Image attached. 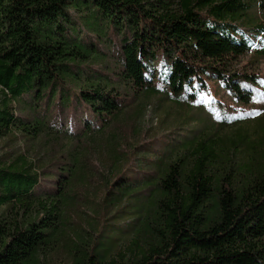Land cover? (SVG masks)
<instances>
[{"label": "trees", "instance_id": "1", "mask_svg": "<svg viewBox=\"0 0 264 264\" xmlns=\"http://www.w3.org/2000/svg\"><path fill=\"white\" fill-rule=\"evenodd\" d=\"M70 3L90 10L91 20L119 25L113 77L95 71L81 81L79 64L97 47L66 34L61 19ZM252 6L264 15V0H0V86L11 97L0 104V137L48 133L44 117H17L11 101L28 97L35 111L58 98L64 108L72 88V99L100 123L86 122L73 135L62 128L71 137L44 165L54 172L45 190L22 155L0 167V206L10 212L0 218V264H42L54 253L68 264H264L263 164H231L206 138L184 154L166 149L153 159L152 174L133 179L125 168L141 152L113 124L123 94L156 93V79L175 98L186 92L194 99V83L204 86L209 76L248 104L241 75L227 67L252 50L248 37L236 35ZM253 35L263 49L264 25ZM85 196H96L112 220L96 238L73 225L72 209ZM132 231L137 252L126 257L120 236Z\"/></svg>", "mask_w": 264, "mask_h": 264}, {"label": "rangeland", "instance_id": "2", "mask_svg": "<svg viewBox=\"0 0 264 264\" xmlns=\"http://www.w3.org/2000/svg\"><path fill=\"white\" fill-rule=\"evenodd\" d=\"M90 13V10H79L70 3L66 8V16L61 19L68 28L66 34L69 32L73 38L97 47L96 51L79 64L81 81L95 71L103 76L113 77L118 58L117 48L123 36L122 32H118L119 25L111 18L93 16L91 20ZM240 24L241 30L236 35L240 36L242 33L248 37L253 42L252 50L227 69L230 74L241 75L239 83L249 91L250 102H240L226 90L220 80L209 76L203 77L204 86L194 83V99L186 92L175 98L165 84L157 79L154 80V85L158 88L156 93L123 94L124 108L113 119V124L120 127V134L125 138L122 141H133L141 152L140 160L134 158L135 154L130 156L125 168L130 173L129 177L139 180L152 174L150 165L153 159L161 156L166 149H172V155L184 154L190 148V143L206 138L215 142L216 152H223L224 158L231 164L251 162L264 166V48H260L263 43L260 37L253 35L259 25H264V15L256 6H252L241 17ZM163 63V58L159 56L156 71H162ZM245 76H250L251 79H246ZM73 92L72 88L71 93ZM71 93V100L66 102L68 105H64V108L58 98L50 102H39V108L35 111L32 110L28 97L11 101L15 116L30 120L42 116L47 120L49 130L33 140L19 134L14 135V138L11 135L0 137V167L7 166L22 155L26 163L31 165V170H36L40 175L38 188H49L50 176L54 172L51 167L45 168L44 165L52 161L51 157L55 160L62 147L68 146L67 136L71 137L68 134L77 133L86 122H90L94 128L100 125L92 109L84 102L72 99ZM6 98L11 100L9 94L0 87V104ZM62 128L68 129L69 133L64 134L66 129ZM54 135L59 140H53ZM54 151L56 154L52 153ZM46 170L50 174L44 175ZM143 189L147 191L146 186ZM85 197L79 198L72 209L73 225H77L84 234L89 233L96 238L101 228L103 231L110 228L112 220L107 212H103L96 196ZM9 214L6 206H0V218ZM125 222H119V226L123 227ZM127 223L126 225L131 224ZM135 239L133 231L120 236L119 250L126 257H132L137 252V247L133 246ZM44 260L42 264H68V258L59 253L46 256Z\"/></svg>", "mask_w": 264, "mask_h": 264}, {"label": "built area", "instance_id": "3", "mask_svg": "<svg viewBox=\"0 0 264 264\" xmlns=\"http://www.w3.org/2000/svg\"><path fill=\"white\" fill-rule=\"evenodd\" d=\"M1 87V86H0ZM2 88V87H1ZM5 90V89H4ZM6 91V90H5ZM7 92V91H6Z\"/></svg>", "mask_w": 264, "mask_h": 264}]
</instances>
